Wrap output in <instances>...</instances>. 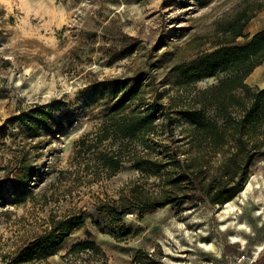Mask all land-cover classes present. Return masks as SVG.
<instances>
[{"label": "rangeland", "instance_id": "obj_1", "mask_svg": "<svg viewBox=\"0 0 264 264\" xmlns=\"http://www.w3.org/2000/svg\"><path fill=\"white\" fill-rule=\"evenodd\" d=\"M261 17L264 0H0V264L80 213L86 225L47 264H69L70 245L86 240L101 246L106 264H132L139 251L156 264H264V148L242 191L211 205L208 192L227 182L223 163L235 144L218 154L192 147L191 126L177 114L201 108L197 93L226 77L188 85L186 75L230 40L232 24ZM122 99L125 114L157 108V134L149 146L116 140L100 150L180 165L151 175L126 160L109 178L95 156L78 151ZM39 108L47 116L28 121ZM204 114L213 119L215 110ZM178 175L188 180L174 183ZM166 197L182 202L141 215L136 208L139 198ZM224 209L230 214L221 219ZM97 260L84 254L70 264Z\"/></svg>", "mask_w": 264, "mask_h": 264}, {"label": "trees", "instance_id": "obj_2", "mask_svg": "<svg viewBox=\"0 0 264 264\" xmlns=\"http://www.w3.org/2000/svg\"><path fill=\"white\" fill-rule=\"evenodd\" d=\"M246 26V21L232 24L229 28L230 40L222 41L213 52L204 55L200 67L186 75V83L196 84L205 78L218 75L226 77L218 84L197 93L196 100L201 104V108L192 107L177 112L191 126L192 147L202 148L206 144L211 147V152L218 154L225 146L235 144L231 149L233 151L227 152L223 163L224 168L227 169L224 177L227 182L211 187L208 192L211 205L220 207L230 203L242 191L241 186L247 179L249 166L264 148V89L252 88L246 83L251 73L264 63V31L253 36L251 42L245 46L228 47L238 38H249L244 33ZM131 96L132 91L126 95V99ZM126 99H122L109 109V116L96 135L95 141L89 144L88 139H83L77 143L78 151L95 156L98 160V168L109 178L120 171L126 160L134 161V166L140 173L151 175H160L167 164L180 165L174 158L167 163L151 159L146 155L127 159L126 148L100 150L105 142L112 144V141L116 140L129 142L136 140L149 146L148 142L156 136V115L159 110L152 106L145 113L125 114ZM208 108L215 110L213 119L207 118L204 114L205 109ZM36 114L46 117L48 113L43 108L33 109L27 117L28 121L34 120ZM238 177L240 181L232 185ZM28 178L29 174L25 175V180ZM187 180L186 175H178L173 182L179 184ZM137 200L139 205L136 208L139 209L140 215L146 210L162 209L169 205L179 206L182 202L181 199L172 197L153 202L140 198ZM100 210H111L118 216L123 214L117 213V209L109 205H104ZM85 225L86 216L83 213L53 223L49 231L30 243L11 260L10 264H47L50 258L57 255L71 235ZM84 254H90L93 258H97L98 262L101 261V264H106V255L101 246L89 241L71 246L63 256V260L70 264L73 257ZM152 258V255L139 251L132 264H156Z\"/></svg>", "mask_w": 264, "mask_h": 264}, {"label": "crops", "instance_id": "obj_3", "mask_svg": "<svg viewBox=\"0 0 264 264\" xmlns=\"http://www.w3.org/2000/svg\"><path fill=\"white\" fill-rule=\"evenodd\" d=\"M262 20V21H260ZM264 31V17H261L259 20H252L251 24L249 22V25L246 26L245 28V35L249 36L248 39L245 38H238V41H242V43H239L237 46L242 47L247 44H249L256 34ZM246 83L252 87V88H259V89H264V63L258 66L252 73L251 75L247 78ZM82 228V227H81ZM79 228L78 230H80ZM76 230L71 237L78 231ZM70 237V238H71ZM69 238V239H70ZM68 239V240H69ZM67 240V242H68ZM89 240L86 241H78L76 243H73L71 246L78 244V243H83V242H88ZM67 242L65 244H67ZM89 242H94V241H89ZM65 246V245H64Z\"/></svg>", "mask_w": 264, "mask_h": 264}, {"label": "bare ground", "instance_id": "obj_4", "mask_svg": "<svg viewBox=\"0 0 264 264\" xmlns=\"http://www.w3.org/2000/svg\"><path fill=\"white\" fill-rule=\"evenodd\" d=\"M251 187H252V184L250 183L247 190L245 191V195L248 194V192L251 190ZM231 206V205H230ZM235 209V208H234ZM230 214V211H226V209H224L222 212H221V215L219 216L221 219H224L225 217H227L228 215ZM233 225V224H232ZM240 225L242 226L243 224L240 223ZM227 226V225H226ZM209 248V247H208Z\"/></svg>", "mask_w": 264, "mask_h": 264}]
</instances>
